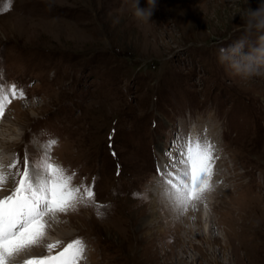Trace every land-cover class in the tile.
<instances>
[{
    "label": "rangeland",
    "instance_id": "rangeland-1",
    "mask_svg": "<svg viewBox=\"0 0 264 264\" xmlns=\"http://www.w3.org/2000/svg\"><path fill=\"white\" fill-rule=\"evenodd\" d=\"M132 3L0 0V75L25 91L0 118V160L16 151L23 163L26 146L35 153L54 136L53 158L74 183L95 178L110 210L58 214L46 236L85 237L84 264H264V76L241 78L218 60L264 0H156L146 21ZM192 121L215 131L210 243L194 220L175 225L150 206L164 188L156 158L165 172Z\"/></svg>",
    "mask_w": 264,
    "mask_h": 264
},
{
    "label": "snow or ice",
    "instance_id": "snow-or-ice-1",
    "mask_svg": "<svg viewBox=\"0 0 264 264\" xmlns=\"http://www.w3.org/2000/svg\"><path fill=\"white\" fill-rule=\"evenodd\" d=\"M12 99H25V91L14 82L3 83L0 75V118ZM58 143L49 136L35 153L25 147L23 163L19 155L7 166L0 162V264H78L84 258L86 242L79 237L67 243L50 242L46 238L49 220L88 206L103 218L111 208L110 204L97 203L95 178L91 184L86 178L75 184V172L53 158ZM173 148L177 155L168 153L170 166L163 173L159 168L157 172L162 177L164 197L186 211L211 188L214 148L199 137L176 141ZM133 195L144 198L141 193ZM57 248L60 250L55 251Z\"/></svg>",
    "mask_w": 264,
    "mask_h": 264
},
{
    "label": "clouds",
    "instance_id": "clouds-1",
    "mask_svg": "<svg viewBox=\"0 0 264 264\" xmlns=\"http://www.w3.org/2000/svg\"><path fill=\"white\" fill-rule=\"evenodd\" d=\"M156 0H147V7L140 6V0H133V15L142 21L151 19ZM244 19L245 37L228 47L218 50V60L241 78L264 76V4L257 10L249 9ZM253 32L260 33L255 42L247 37Z\"/></svg>",
    "mask_w": 264,
    "mask_h": 264
},
{
    "label": "bare ground",
    "instance_id": "bare-ground-1",
    "mask_svg": "<svg viewBox=\"0 0 264 264\" xmlns=\"http://www.w3.org/2000/svg\"><path fill=\"white\" fill-rule=\"evenodd\" d=\"M201 131H202V134H201ZM205 131H208V132L205 133ZM186 135H184V136H186L187 138L188 137H191L193 140H195L197 137H199L200 139L202 138L201 141H207V142H210L211 144H213V135H215V131L213 130V128H210L209 126L206 128L205 127V124L203 126H201L200 129L198 130L197 124H195V127L193 125V129L191 128V130L188 131ZM171 150H172V148H170L169 151H171ZM161 160H164V159H160L159 162H161ZM1 162L4 163L5 161L4 160H1ZM159 162H156V163L158 164V166L160 168L161 165H160ZM5 163H7V161ZM216 170L217 169H214V171H216ZM157 189H156V192H158V195H155V196L152 197V201H151V204H150L153 213L154 214L157 213L158 210H160V208L162 207L163 210H167L168 211V214L165 215V219L171 220L172 222H174L175 225L186 224V226L187 225L192 226L193 225V222L195 221V223L198 224V226H197L198 227L197 232L198 233H201V235H199V236L200 237H203L204 240H207L210 243L211 242L210 235H211L212 229H213L212 228L213 226L210 225L211 224L210 220L212 218L210 216L211 214H209L208 217H206V214H205L203 208L206 206L205 205V202H204V201H206V203L210 205V208H209V211L208 212H210V210L212 209L213 199H214L213 197L214 196H217L216 193L213 192V187H211L210 190L206 191L203 194V198L202 199L197 200V201H193L191 204H189L187 206V210L186 211H181L180 209L175 208L164 197V195H163L164 188L163 187L162 188H159L158 187ZM220 192H221L222 196L223 195H226L225 192H224V189L221 188V191ZM218 195H219V193H218ZM158 197H160V201L157 200ZM169 222H168V224H169ZM160 224H161V222L158 225L160 226ZM141 225L143 226L142 227L143 229H146V228H148L149 226L152 225V221H151V219L150 220L142 219L141 220ZM159 226H158V228H159ZM192 230H193V228H192ZM192 230H190V233L193 232ZM199 236H197V237H199ZM55 239L56 238L53 237L49 241L50 242H56V241H58V240H55ZM52 240H54V241H52ZM59 241H62V240H59ZM229 242H230V240H229Z\"/></svg>",
    "mask_w": 264,
    "mask_h": 264
}]
</instances>
